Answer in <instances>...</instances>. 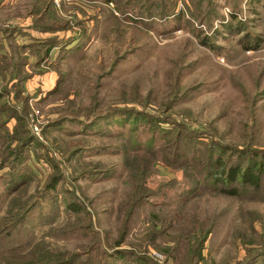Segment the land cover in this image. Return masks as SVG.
<instances>
[{"label": "rangeland", "instance_id": "obj_1", "mask_svg": "<svg viewBox=\"0 0 264 264\" xmlns=\"http://www.w3.org/2000/svg\"><path fill=\"white\" fill-rule=\"evenodd\" d=\"M219 161L264 167V0H0V264H264Z\"/></svg>", "mask_w": 264, "mask_h": 264}, {"label": "trees", "instance_id": "obj_2", "mask_svg": "<svg viewBox=\"0 0 264 264\" xmlns=\"http://www.w3.org/2000/svg\"><path fill=\"white\" fill-rule=\"evenodd\" d=\"M249 162V161H248ZM221 161H219V166H220ZM224 165L223 167L221 166V171L218 173L219 180L222 182H233L235 180H239L242 183H250L256 186L259 182L258 177L254 175L255 172L262 173L263 172V165L257 163L256 161H250L249 164L246 167H240V166H235V167H227L225 164L221 163ZM230 194H237L238 190L237 189H230V191H225Z\"/></svg>", "mask_w": 264, "mask_h": 264}]
</instances>
